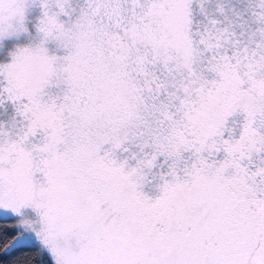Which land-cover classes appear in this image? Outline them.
I'll return each instance as SVG.
<instances>
[{
  "label": "snow or ice",
  "instance_id": "snow-or-ice-1",
  "mask_svg": "<svg viewBox=\"0 0 264 264\" xmlns=\"http://www.w3.org/2000/svg\"><path fill=\"white\" fill-rule=\"evenodd\" d=\"M0 264H264V0H0Z\"/></svg>",
  "mask_w": 264,
  "mask_h": 264
}]
</instances>
